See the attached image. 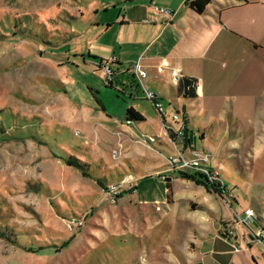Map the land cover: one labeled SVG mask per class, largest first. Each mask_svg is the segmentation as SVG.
Returning a JSON list of instances; mask_svg holds the SVG:
<instances>
[{"label": "rangeland", "instance_id": "obj_1", "mask_svg": "<svg viewBox=\"0 0 264 264\" xmlns=\"http://www.w3.org/2000/svg\"><path fill=\"white\" fill-rule=\"evenodd\" d=\"M143 4L0 0V264H152L155 250L174 249L166 223H141L159 205L133 191L112 203L98 184L130 174L119 148L125 133L96 111L119 119L137 109L147 122H137L136 143L141 134L167 137L162 116L172 124L171 108L160 116L141 86L137 98L129 94L136 85L125 61L139 40L132 12ZM112 59L108 83L102 67ZM156 152L165 162L167 151ZM144 165L133 164L137 174Z\"/></svg>", "mask_w": 264, "mask_h": 264}, {"label": "crops", "instance_id": "obj_2", "mask_svg": "<svg viewBox=\"0 0 264 264\" xmlns=\"http://www.w3.org/2000/svg\"><path fill=\"white\" fill-rule=\"evenodd\" d=\"M144 1L137 11L131 10L139 40L133 42L125 61L126 73L136 85V89L130 87V97L137 98L140 92L131 72V66L138 63L146 72L145 89L155 93L162 106L171 108L170 118L178 115L174 126L186 127L177 147L187 157L189 148L208 154L209 167L218 171L223 166L225 188V195H219L171 172L166 159L162 162V154L156 152L171 154L175 149L166 132L168 138L155 137L150 148L143 138L148 135H140L144 142H135L140 140L136 135L140 123L126 124V112L116 119L103 109L96 111L97 118L104 116L125 133V139L118 138L119 148L123 147L122 160L135 182L134 195L150 208L159 205L141 223H166L167 233L175 238L174 249L167 245L155 250L151 263L264 264V242L257 240V234L264 231V0H210L202 14L184 0ZM160 8L173 15L165 16ZM124 22L122 18L120 23ZM163 62L167 65L162 67ZM117 65L124 71L120 60ZM177 68L184 77L196 80L193 97H184L171 82L170 70ZM128 108L142 116L141 123L147 122L137 109ZM136 162L146 164L139 174L133 166ZM235 209L239 216L246 209L254 212L248 231L236 232V226L230 225ZM230 228L232 241L224 237Z\"/></svg>", "mask_w": 264, "mask_h": 264}, {"label": "built area", "instance_id": "obj_3", "mask_svg": "<svg viewBox=\"0 0 264 264\" xmlns=\"http://www.w3.org/2000/svg\"><path fill=\"white\" fill-rule=\"evenodd\" d=\"M197 0H184L185 5L190 6ZM160 12L164 14L167 17H171L173 14L170 13L167 10L161 9ZM117 62V60L112 59L109 62H106L104 66L102 67L103 73L106 76V81L108 83H111L113 80V72L110 67V64ZM167 64L165 62L162 63V67L166 66ZM131 72L134 74L135 78L138 80V86L142 87V91L144 93V99L147 101H150L155 108V110L159 113L160 116L163 114V106L160 102L159 97L153 93L149 92L145 89L144 86V80L146 79V72L141 68V66L138 63H135L131 66ZM170 77L171 82L175 85H178L179 80L184 77L181 69H171L170 70ZM196 86V84H195ZM165 117V116H164ZM162 116L163 120V128L166 132L167 136L173 140H170V143L175 148L171 154H168L166 159V163L169 166V170L171 172H179L184 173L187 171H191L193 173H197L201 175L205 181L211 185L214 186L219 194L222 192H225V188L223 185V182L220 178V173L217 169L209 167L210 162V156L202 151L191 149L189 148L188 154L189 157L185 155V152L182 151L177 147L178 142L182 143L185 138V127L184 125H180L178 127H174L173 125H176L179 123L178 121V115H173L171 119V123L173 124H167L165 122V118ZM126 124H130L129 121H126ZM167 137V138H168ZM147 142L153 143L154 138L153 137H143ZM178 148V149H177ZM116 154V153H115ZM102 189L104 193L107 195L109 200L114 203L116 200L124 193V192H131L135 190L134 186V179L130 176L123 177L119 182L117 183H111L103 187ZM255 214L251 209H246L243 212V216H239L237 214L233 215V218L230 220V225L236 226V225H243L248 226L249 223L254 219ZM78 224H81L80 222ZM224 237L230 241H232L233 237V230L230 228L226 231L224 234ZM257 240L261 243L264 242V231L259 232L257 234ZM234 251L237 252L238 248H234Z\"/></svg>", "mask_w": 264, "mask_h": 264}, {"label": "trees", "instance_id": "obj_4", "mask_svg": "<svg viewBox=\"0 0 264 264\" xmlns=\"http://www.w3.org/2000/svg\"><path fill=\"white\" fill-rule=\"evenodd\" d=\"M209 2H210V0H197L196 2L191 4L189 7L192 10H194L197 14H202L206 5ZM195 84H196V80L189 79L187 77H183L179 80V83L177 86L179 87V91L181 93H183L184 97H193L194 92H195ZM125 119H126V121H129L130 123H131V121H135V122L143 121L142 116L139 113H137L136 111H134L132 108H128L126 110ZM65 162H66V160H65ZM67 163L68 162H66V164ZM68 165H71V164L68 163ZM76 165L79 166L78 164H75L73 166L77 167ZM83 173H82V175L84 177H87V175H85L86 173L85 174H83ZM179 175H180L179 176L180 178L194 181L196 184L204 186L207 190L219 194L218 190L214 186L209 185L205 181V179L197 173H179ZM100 187L102 189H104L102 184L100 185ZM124 193H128V192H124ZM219 195H221V194H219Z\"/></svg>", "mask_w": 264, "mask_h": 264}]
</instances>
